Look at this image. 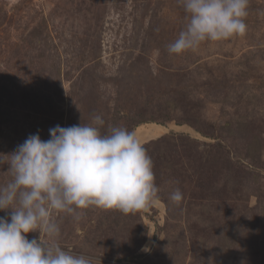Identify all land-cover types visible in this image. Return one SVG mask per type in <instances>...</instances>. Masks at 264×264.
Returning a JSON list of instances; mask_svg holds the SVG:
<instances>
[{"label": "rangeland", "instance_id": "rangeland-1", "mask_svg": "<svg viewBox=\"0 0 264 264\" xmlns=\"http://www.w3.org/2000/svg\"><path fill=\"white\" fill-rule=\"evenodd\" d=\"M187 22L177 0H0V156L100 115L153 161L146 211L54 214L92 264H264V0L244 36L169 54Z\"/></svg>", "mask_w": 264, "mask_h": 264}, {"label": "clouds", "instance_id": "clouds-1", "mask_svg": "<svg viewBox=\"0 0 264 264\" xmlns=\"http://www.w3.org/2000/svg\"><path fill=\"white\" fill-rule=\"evenodd\" d=\"M187 14L169 54L196 50L206 41L244 36L249 0H177ZM100 115L92 124L49 129L50 138L30 134L0 166L9 165L13 179L0 185V264H92L58 243L60 225L54 214L82 218L90 207L116 209L127 215L147 210L156 200L153 161L134 133L112 126L101 132ZM170 200L179 204L182 192ZM39 232V239L27 238ZM44 234L46 239L41 238Z\"/></svg>", "mask_w": 264, "mask_h": 264}]
</instances>
